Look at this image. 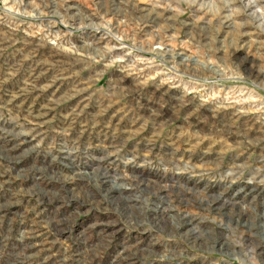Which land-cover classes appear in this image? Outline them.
Returning a JSON list of instances; mask_svg holds the SVG:
<instances>
[{
	"label": "rangeland",
	"instance_id": "1",
	"mask_svg": "<svg viewBox=\"0 0 264 264\" xmlns=\"http://www.w3.org/2000/svg\"><path fill=\"white\" fill-rule=\"evenodd\" d=\"M134 165L219 186L188 207L212 229L231 219L250 259L198 254L264 262V0H0V264L162 263L158 242L116 247L135 232L98 170L175 196ZM246 182L247 214L220 205Z\"/></svg>",
	"mask_w": 264,
	"mask_h": 264
},
{
	"label": "built area",
	"instance_id": "2",
	"mask_svg": "<svg viewBox=\"0 0 264 264\" xmlns=\"http://www.w3.org/2000/svg\"><path fill=\"white\" fill-rule=\"evenodd\" d=\"M88 158L93 157L91 153H87ZM94 158V157H93ZM131 161V159H129ZM108 167L98 170V176L100 177L98 181L100 182V186L105 187L107 186L106 180L109 178L110 186L115 193H119V202H124L123 204L126 206L128 211H122V213L127 214L131 218V223L129 224V229H134L135 234H131L128 236L127 231L124 232L123 230L117 231L116 233H113L114 236L119 237L118 244L116 247L120 246L124 248L126 244L135 242L140 245L141 248H143L146 245H150L151 241L158 242L160 244V248L167 249V251H164L159 255L160 259L158 261L162 262L159 264H167L165 263L169 259V256L174 257L175 259L181 258L183 261H185L187 264H214L212 263L206 256H201L200 252H203L201 249L195 248L193 244L190 242V240L186 239L182 233V231H186L189 229V223H192L194 229H196V237L198 245H201L202 247L206 248L208 246H214L215 250H208L209 252H218L222 256L228 257L229 260H243L249 259V253L251 251L245 249V247H242L241 250L243 251V254L240 255L237 253V250L235 249L238 245V243L235 242L232 231V224L231 219L228 220V225L217 222L216 220H210L213 223H216L219 226V229H212L210 228V225L205 220L203 216L195 215L189 206V195H198L201 196V194H209L214 195L216 194V191L219 186H208L204 182L197 183L194 180H192L190 175H184L181 171L173 170V173L167 174V170L165 168H161V173H164L165 175H168L170 180L169 181H163L161 179V173L158 174H152L146 171L145 169H141V166L134 165L129 168L130 170H137V175L139 179L144 181V176H149L150 179L147 180L148 182L153 184H158L161 187H163L166 190H171L175 194L173 198H166L164 197L161 200L153 199L151 196H145L147 194L143 193V195L136 193L134 194H127L129 193L130 189L126 186L125 183H119L117 180H112L108 176ZM128 169V170H129ZM94 169L91 173H95ZM159 170V171H160ZM174 181H173V179ZM202 177L198 178V181H200ZM233 186L230 189H233V193H230L227 200H219L217 198V201L221 204H227L232 209V205L235 207H238L240 210L242 208L243 214H247L248 211L245 209L247 207V203H244L242 197V194L239 196H235L237 192H239V189H243L245 191H248L246 189V186L249 185V182H246L244 184H241L240 186H237L236 184L232 183ZM126 186L128 188V191L121 190V187ZM108 188V191L112 190L111 188ZM226 187H230L229 183ZM229 189V190H230ZM107 191V192H108ZM126 192V193H124ZM224 193L223 191L219 194L218 197L221 196V194ZM227 194H224L223 197H225ZM235 199V200H234ZM234 203V204H233ZM262 213L264 214V210H262ZM88 214H86L87 217ZM101 219H105L104 216L101 217ZM91 219H88L87 222L89 223ZM164 222L167 223H178V229L176 232H174L173 236L169 235V230H167L165 227H160V225ZM230 223V224H229ZM143 228H149L151 230L144 232H141ZM218 229V230H217ZM158 231L161 233V235H164V240L160 241V239L157 236H154L153 234L159 235V233H156ZM227 233L228 241L224 243L223 236ZM160 236V235H159ZM163 237V236H162ZM223 242V243H222ZM222 243V246L219 244ZM231 247V248H230ZM178 248L179 251H176ZM222 249V250H221ZM197 250V252H195ZM174 252V253H173ZM185 252V254H184ZM232 253L234 255H230L229 253ZM238 254V255H237ZM174 264H179L174 263Z\"/></svg>",
	"mask_w": 264,
	"mask_h": 264
},
{
	"label": "bare ground",
	"instance_id": "3",
	"mask_svg": "<svg viewBox=\"0 0 264 264\" xmlns=\"http://www.w3.org/2000/svg\"><path fill=\"white\" fill-rule=\"evenodd\" d=\"M111 188V187H110ZM122 190V189H121ZM123 190H126V189H123ZM114 193V192H113ZM104 197V196H103ZM207 207H208V205H207ZM216 207V206H215ZM208 210V209H207ZM227 213V212H226ZM239 213V212H238ZM243 219V218H242ZM261 220V219H260ZM164 223H162V225H160V227L162 228L164 225H163ZM165 224H166V222H165ZM168 225H170V226H172V230H171V233H174V232H176V230L178 229V226H174V224L173 223H167ZM166 224V225H167ZM263 224V223H262ZM247 225V224H246ZM233 227V226H232ZM250 227V226H249ZM195 227H193V225H192V223H189V229L184 233V234H186V239H188V240H190V241H192L191 243H193V246H195L196 248H198V249H200L201 248V250H206V248H204V247H202L201 245H198L199 243L197 242V237H196V229H194ZM183 232L184 231H182V233L181 234H183ZM184 236V235H183ZM248 237V236H247ZM256 239V238H255ZM223 240H224V243L225 242H227L228 241V237L227 236H223ZM249 242V241H248ZM223 243V242H222ZM222 243H220L219 245L220 246H222ZM202 248H204V249H202ZM262 248V247H261ZM207 249L208 250H212V249H214V246H208L207 247ZM222 250V249H221ZM230 254H232V253H230ZM233 255V254H232ZM250 259V258H249ZM263 262V261H262ZM262 262H261V264H262ZM264 263V262H263Z\"/></svg>",
	"mask_w": 264,
	"mask_h": 264
}]
</instances>
